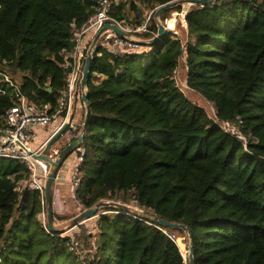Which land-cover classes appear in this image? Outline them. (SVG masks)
<instances>
[{"label":"trees","instance_id":"16d2710c","mask_svg":"<svg viewBox=\"0 0 264 264\" xmlns=\"http://www.w3.org/2000/svg\"><path fill=\"white\" fill-rule=\"evenodd\" d=\"M181 0H120L112 16L140 28L142 51L98 48L91 64L89 121L82 182L84 209L133 197L156 219L183 224L195 264H264V0H216L192 6L187 39L159 33L156 10ZM97 0H0V72L29 101L56 107L73 49L74 27L96 12ZM181 8L160 15L161 20ZM140 18L139 20H136ZM184 29V28H183ZM185 30V29H184ZM185 69L189 90L216 111L194 103L173 79ZM0 95V128L13 89ZM50 90L51 92H48ZM236 127L246 139L224 130ZM19 161H0V264H189L179 246L149 219L118 207L100 216L98 256L83 262L61 232H46L38 192ZM55 220V214L53 215Z\"/></svg>","mask_w":264,"mask_h":264},{"label":"built area","instance_id":"2783aa9c","mask_svg":"<svg viewBox=\"0 0 264 264\" xmlns=\"http://www.w3.org/2000/svg\"><path fill=\"white\" fill-rule=\"evenodd\" d=\"M115 0H97L95 14L82 26L74 27L73 49L64 51L62 67L68 71L66 86L63 96L56 107L50 104L37 105L27 98L21 86L0 72V78L13 89V106L9 108L3 117L4 125L0 128V161L14 160L24 164L29 171V179L19 184H25L27 189L40 194L42 212L39 220L47 233L52 234L48 227L47 205L45 188L51 169L49 162H58L61 153L82 134L83 124L86 117V105L83 102L82 79L85 64L89 57H95L98 48H104L114 54L121 52H136L141 50L138 43H133L128 38L118 36L113 30H103L106 25L114 24L126 31L123 23L117 21L112 13L114 12ZM182 18L183 15H182ZM185 24V23H184ZM186 25V24H185ZM147 31V25L142 26ZM187 29V26H185ZM100 37L98 38V35ZM178 35V34H177ZM98 38V39H97ZM7 91L0 86V95L5 96ZM82 111L81 118L76 121L77 110ZM217 122L221 123L217 118ZM65 126V131L59 143L53 145L48 152V160L42 161L36 157L44 154L46 146ZM224 130L237 135L240 139H246L239 133L235 126L228 123H221ZM48 128L44 130V128ZM42 134L44 135L42 137ZM87 149L83 143L74 151L75 159L71 165L68 178H63L61 173L65 170L66 160L62 165L54 186L53 207L55 213L57 208L65 206L68 200L62 201L60 190L57 185L62 182H69L71 187L70 199L78 207H82L78 192L82 182L81 168L85 162ZM108 212H101L96 217L81 221L73 226L70 225L61 232V237L66 239V247L76 257H83V238L87 235H96L100 231V216ZM55 228L58 226L54 222ZM99 229V230H98ZM173 241L177 242L174 235L163 231ZM97 233V234H98ZM87 261V260H86ZM85 262V261H83Z\"/></svg>","mask_w":264,"mask_h":264},{"label":"rangeland","instance_id":"374dc122","mask_svg":"<svg viewBox=\"0 0 264 264\" xmlns=\"http://www.w3.org/2000/svg\"><path fill=\"white\" fill-rule=\"evenodd\" d=\"M120 0H115L116 4H118ZM216 1V0H214ZM96 8V5H95ZM176 8H181L182 10L180 12H173L171 13L166 20H161L160 19H155L157 25H163L165 26L166 30L168 32L171 33H177L178 36L180 38H184L187 39V29H186V25L183 22V18H182V14H183V6H177ZM152 12L150 10H147L144 13V16L141 17L143 20H145V25H147L150 21V18L152 16ZM140 18H137L136 20H139ZM123 23V27L126 29V32H128L131 36L128 38L129 41L133 42V43H141V41H143L142 38L139 37V34H142L146 31L142 30L143 27L140 28H136L135 25H133L132 23L129 22H122ZM185 30H184V29ZM144 49L141 48L140 51H142ZM185 69L180 66L177 70L173 71L172 76L173 79H175L176 83L181 87V89L186 93V95L197 105H201L203 107H205L209 114L211 116H214L216 114L215 108L209 103L207 102L205 99H203L199 94L189 90L188 84H187V80H186V75H185ZM82 115V111L79 109L77 110V114H76V118L75 120L78 121L81 118ZM48 128H44V130H47ZM44 135L42 134V137ZM59 143V141L57 142ZM75 159V154H72L68 160L66 161L65 164V170L61 173L63 178H68L69 177V173L71 171V165L73 164V160ZM21 188H19V190H17L18 194H22V192L25 190L26 185L22 184L20 185ZM66 199L63 197L62 201H65ZM68 200V199H67ZM66 200V201H67ZM104 202V201H103ZM111 203V202H108ZM118 203L124 207H127V210L138 215L141 216L143 218H148L149 220H153L156 219L154 216H152L150 213H148L145 209L143 208H139L135 202V200L133 199V197H127L125 199L124 195H120L119 196V201L115 202ZM68 204L69 206L74 210V212L70 215H67L66 212L64 213V215H59L57 213H55V219L54 222L58 225L56 226V229L59 230H64V228L69 227L70 225H72L73 221L71 222V219L73 217H75L76 215H79L82 211H84L85 209L83 207H81V211L77 210L76 207H74V203H72L71 199L69 198L68 200ZM101 212H108V213H112L111 211H107L106 209H101L99 213ZM77 217V216H76ZM99 230V229H98ZM100 232V231H99ZM98 232H96V235H87L84 236L83 238V248H82V253H83V257L80 259L82 261H89V260H94L96 258V256H98ZM177 244L178 241L181 242L182 246L180 247L179 244V248L184 256V258L187 260L188 259V254H189V250H188V246H189V237L187 234H177Z\"/></svg>","mask_w":264,"mask_h":264},{"label":"water","instance_id":"95a60500","mask_svg":"<svg viewBox=\"0 0 264 264\" xmlns=\"http://www.w3.org/2000/svg\"><path fill=\"white\" fill-rule=\"evenodd\" d=\"M213 1L214 0H181L178 2H171V3H168L164 6L159 7L156 10L155 19H160V15L163 12L168 11L170 9H173L177 6H182V5H183V14L182 15H183V17H185L186 13L189 11V9L192 6H205L207 4L212 3ZM183 22L185 23L184 18H183ZM158 28H159L158 36L152 42H150V44L157 43L164 35H166L168 33L165 26L159 25ZM103 30L104 31L105 30H113L118 36H120L122 38H129L131 36L128 32L122 30L120 27H118L117 25H114V24L106 25ZM99 37H100V34L98 35V38ZM92 61H93V57L91 56L88 58V60L85 64L83 79H82L83 102L86 105V117H85L84 124H83L82 134L79 135L78 138L76 140H74L72 142V144L70 146H68L61 153L60 159L58 162H49L51 164V169H50V173H49L48 180L46 183L45 198H46V205H47L48 227L52 233L57 231L55 228V225H54V218H53V215H54V207H53L54 186L56 183V177H57L62 165L64 164V162L74 153L75 150H77L83 143H85V140H86L87 126H88V121H89V116H90L89 107H88V103H87L88 102L87 101V92H88L87 87H88V81H89L90 73H91ZM48 92H51V91L48 90ZM66 130H67V126H65L56 136H54L52 138V140H50V142L46 146V150H45L44 154L41 156H38L36 158L39 160H42V161H49L48 156H47L48 152L53 147V145L56 144L62 138V136L64 135ZM106 207H118V208H122V209L127 210V207H124V206H122L118 203H115V202H111V203L100 202L94 208L85 209L76 218H74L73 223H72L73 226L76 225L77 223L81 222V221L96 217L99 214L100 210L103 208H106ZM146 219H148V218H146ZM152 222L157 223L163 227H166L167 229L181 230L185 234H187L189 237V246H188L189 264H195L193 240H192V237L189 234L187 228L185 227V225L177 224V223H171V222L161 220V219H153Z\"/></svg>","mask_w":264,"mask_h":264},{"label":"crops","instance_id":"0c3cea01","mask_svg":"<svg viewBox=\"0 0 264 264\" xmlns=\"http://www.w3.org/2000/svg\"><path fill=\"white\" fill-rule=\"evenodd\" d=\"M57 187L60 190V197L61 198L64 197L66 200L67 199L69 200L70 193H71V187H70L69 182L65 181V182L59 183L57 185ZM74 207H76V209L78 208L77 210L81 211V207H78L76 205H74ZM56 212L59 215H62V214L64 215L65 212L67 215H70L74 212V210L67 203L65 206H61V208H59V209L57 208ZM76 216H78V215H76ZM76 216L71 219V222L74 220V218H76ZM55 221H56V219H55Z\"/></svg>","mask_w":264,"mask_h":264},{"label":"bare ground","instance_id":"6f19581e","mask_svg":"<svg viewBox=\"0 0 264 264\" xmlns=\"http://www.w3.org/2000/svg\"><path fill=\"white\" fill-rule=\"evenodd\" d=\"M183 6V5H182ZM179 242V241H178Z\"/></svg>","mask_w":264,"mask_h":264}]
</instances>
